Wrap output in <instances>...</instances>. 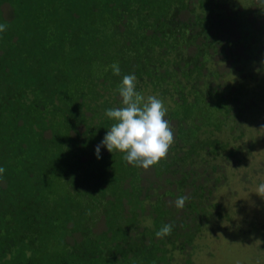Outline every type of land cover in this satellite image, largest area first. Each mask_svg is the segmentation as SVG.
I'll return each instance as SVG.
<instances>
[{
    "label": "trees",
    "instance_id": "16d2710c",
    "mask_svg": "<svg viewBox=\"0 0 264 264\" xmlns=\"http://www.w3.org/2000/svg\"><path fill=\"white\" fill-rule=\"evenodd\" d=\"M214 1L0 0V264H170L215 210L225 217L210 199L209 177L186 167L221 140L201 126L239 110L238 97L214 84L217 69L204 65L226 51L236 63L228 31L240 22ZM210 14L227 34L214 36ZM249 16L250 24L264 18L261 10ZM170 46L185 49L177 68L164 55ZM129 74L145 99L174 101V143L150 166L164 183L146 179L124 153L101 146L95 154L114 123L105 112L123 106L118 88ZM211 100L223 107L215 121L205 108ZM180 196L189 197L183 209L171 204ZM169 223L171 234L157 238Z\"/></svg>",
    "mask_w": 264,
    "mask_h": 264
},
{
    "label": "rangeland",
    "instance_id": "374dc122",
    "mask_svg": "<svg viewBox=\"0 0 264 264\" xmlns=\"http://www.w3.org/2000/svg\"><path fill=\"white\" fill-rule=\"evenodd\" d=\"M219 1L227 2L240 22V33L237 32L233 39L237 36L239 38L235 42L232 55L236 61L235 67L226 73L225 79L219 81L222 83L220 86L229 92H236L234 87L237 85L245 87L240 94L243 101L240 102L241 110L239 108L237 116L240 127L237 128L236 138L230 121L222 123L219 127L213 122L201 127L208 134L220 137V144L225 148L239 147L240 152L236 153L234 160L230 158L229 163L232 164L226 168V172L229 168L226 180L214 185L210 198L213 203L220 202L221 205L217 208L225 217L218 220V212L215 210V216L211 215L203 221L194 242L187 244L186 248L190 251L184 255L182 250L176 249L170 264H264V198L256 193L258 186L264 183V28L260 29L258 25L260 18L251 19L252 25L246 19L247 15L250 18L251 13H257L259 10L264 17V0ZM2 10L3 14L7 15L9 7L4 5ZM215 21L216 17L208 16V24ZM167 52L164 55L171 56L168 58V64L174 68L179 66V60L186 57L185 49L181 46H170ZM214 58V54H209L205 60L204 65L208 70L217 66ZM188 80H193V76L188 77ZM171 96L175 98L176 94L172 93ZM163 103L167 108L165 119L168 120L167 114L174 101L167 97ZM205 108L214 121L223 109L215 103H206ZM202 134L206 136V133ZM226 152L227 150L223 151ZM214 154L216 153L208 151L203 156L213 157ZM202 159L204 158L201 154L196 155L192 162L199 165L187 164L186 167L200 169L199 173H205L209 177L213 176L212 173L216 176L218 173L204 165ZM139 169L146 179L158 178L156 174L150 175L153 173L150 167L147 170L143 167ZM157 180L165 182L162 177ZM165 184L173 187V184ZM173 203L174 200L171 204ZM102 224L101 218L94 219V228L98 229Z\"/></svg>",
    "mask_w": 264,
    "mask_h": 264
},
{
    "label": "clouds",
    "instance_id": "9594fccd",
    "mask_svg": "<svg viewBox=\"0 0 264 264\" xmlns=\"http://www.w3.org/2000/svg\"><path fill=\"white\" fill-rule=\"evenodd\" d=\"M6 30V25H0V32ZM114 75H120L118 62L111 66ZM107 70V69H105ZM122 98V107L107 109L105 115L114 121L110 129L95 148L97 158H100L101 146L110 153H124L123 159L133 166L145 170L158 164L167 157L170 146L174 143L173 131L169 121L165 119L167 108L161 99L149 95L147 99L136 91V76L124 75L118 88ZM5 169L0 167V177ZM257 195L264 198V183L258 186ZM188 196H180L175 200V207L183 209ZM173 225L164 224L156 233L157 238L171 234Z\"/></svg>",
    "mask_w": 264,
    "mask_h": 264
},
{
    "label": "flooded vegetation",
    "instance_id": "af4514ba",
    "mask_svg": "<svg viewBox=\"0 0 264 264\" xmlns=\"http://www.w3.org/2000/svg\"><path fill=\"white\" fill-rule=\"evenodd\" d=\"M221 1H223V0H221ZM214 2L216 4L217 3H223V2H220L219 0L214 1ZM223 4H225V9H226V11H228V13H230L231 15L232 14H235V11L230 6H228L227 2L226 3H223ZM225 9L219 10V11H221V13L223 15H225ZM210 16L215 17L214 14H210ZM226 19H227L226 20V25H227L228 24V20H230L231 18H229V16H226ZM218 21H219V18L216 17L215 23L213 22V25H215V27H217V28L214 29V36H217V37L219 35L220 36H223V35L227 34V27L226 28L224 27L223 30H222V32H221V30L218 28V25H216V23H218ZM263 24H264V18H262L259 21V23H258L260 29L264 28ZM238 28L239 27L235 28L234 30L231 29V30L228 31V34L230 35V37L232 39L230 41V43H229V46L233 49V51H234V48H235V44L233 45L232 42L233 41L236 42L237 40H239L238 36H237V38L235 40H233L235 38V36L237 35V32L240 33V31H239ZM230 47H229V51H230ZM225 54L228 55V58L230 59V61H228V58H226L225 56H223V54L216 53L214 55V57H215L214 60H215V62H217V66L215 67V69H217V71H218V78H214L215 79V83L214 84L215 85H218V87L221 90H223L224 93L229 94V95L232 94V95L237 96L238 97L237 106L241 110V104H240V102H242L243 99H242V95H240V94H242V89H244L245 87L243 85H239V86L237 85V86L234 87V89H235L236 92H229V91H225L224 87L220 86V85H222V83H220L219 81L221 79H225L226 73H228L230 70L232 71V67H231V55L229 57L228 51H226ZM223 57H225V58L222 59ZM220 61H222V62H220ZM212 70L213 69H210V71H212ZM204 71H205V69H204ZM207 97H209V95ZM211 103L212 104L215 103V100H211ZM230 111H231L232 114L230 113ZM230 111H229V113H230V116L229 117L224 116L223 123L224 122H229V121L231 122L230 123L231 124L230 127H232V129L234 130V138H236L237 135H238L237 128L240 127V125H238L239 117L236 116V115L239 114V110L236 109L235 111L234 110H230ZM242 113H243V110H242ZM216 124H218V125L216 126ZM214 125L216 127H219V125H221V124H219V121H218V122L214 123ZM210 147H212V150L211 151H213L216 154H214L213 157H206L202 161H203L204 165H206L207 167H209L210 169H212V171H214L215 173L216 172L218 173V174H216V176L213 173H212V175H213L212 177H209L208 176L209 177V180H205L204 179L205 182H207L209 184H212L213 185V188H214V185L215 184L222 183V182H224L226 180V176H227L228 169H229L228 168L227 169V172H226V168H227V166H231V164H232V163H229L230 158L232 160H234V156L236 155V153L240 152V149H239V147L232 148L233 146L232 147H226L225 148V146H222L220 144V140L218 141V139H215L214 144L211 145ZM216 147H218V148H216ZM225 150H227V152L226 153H223V151H225ZM206 176H207V174H205L204 177L206 178ZM203 183H204V181H203ZM218 203L220 204V202H218ZM220 205H219V207H220Z\"/></svg>",
    "mask_w": 264,
    "mask_h": 264
}]
</instances>
